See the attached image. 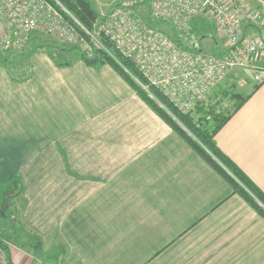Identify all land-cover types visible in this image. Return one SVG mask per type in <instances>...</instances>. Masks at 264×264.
I'll return each mask as SVG.
<instances>
[{
    "label": "crops",
    "instance_id": "0c3cea01",
    "mask_svg": "<svg viewBox=\"0 0 264 264\" xmlns=\"http://www.w3.org/2000/svg\"><path fill=\"white\" fill-rule=\"evenodd\" d=\"M37 54L0 66V184L19 182L0 264H264V218L115 68ZM246 85L214 141L264 191V81Z\"/></svg>",
    "mask_w": 264,
    "mask_h": 264
},
{
    "label": "built area",
    "instance_id": "2783aa9c",
    "mask_svg": "<svg viewBox=\"0 0 264 264\" xmlns=\"http://www.w3.org/2000/svg\"><path fill=\"white\" fill-rule=\"evenodd\" d=\"M112 1L117 2L89 30L76 19L70 22L47 0H0V49H20L40 31L90 56L93 47L105 48L104 38L182 112L192 110L237 69L245 70L253 84L264 81V25L259 22L264 0H150L149 21L135 13L143 0ZM200 13L214 22L217 52L204 50L191 30L192 18ZM150 21L169 23L180 41Z\"/></svg>",
    "mask_w": 264,
    "mask_h": 264
},
{
    "label": "trees",
    "instance_id": "16d2710c",
    "mask_svg": "<svg viewBox=\"0 0 264 264\" xmlns=\"http://www.w3.org/2000/svg\"><path fill=\"white\" fill-rule=\"evenodd\" d=\"M59 10V12L70 22L76 19L81 25L87 29H92L94 22L98 17V13L91 5L89 0H47ZM149 0L143 3L148 4ZM136 8V7H135ZM194 16L190 22L191 30L198 36L199 40L206 36H212L215 39L214 32L206 31L201 19ZM73 18V19H72ZM166 27L171 30V34L166 32L168 29L160 24L159 30L169 33L168 36L180 41L179 33L167 22ZM260 23L264 25L261 20ZM215 28V27H213ZM166 29V30H165ZM168 30V31H170ZM36 32L40 31H34ZM216 32V30H215ZM32 33V34H33ZM42 33V32H41ZM213 33V34H212ZM31 36V35H30ZM217 37V35H216ZM38 38V37H37ZM38 41L34 38L33 41ZM105 48L93 47V53L87 56L81 49L72 44L68 48L69 51L77 54L86 64L99 65L108 63L115 68L118 73L127 81V83L135 90V92L145 101V103L158 114L170 127L176 132L185 143L201 157L217 174H219L232 188L234 193L241 196L260 216L264 218V191L255 186L251 180L241 171L233 161L225 155L215 144L214 135L227 121L229 116L237 110L245 95L235 91V84L228 80L232 74L227 77L225 85L221 87L218 83L212 90L206 94L205 98L198 101L192 110L187 112L180 111L170 100H168L158 89L147 84L142 77L135 64L119 55L111 46V44L101 38ZM213 40V39H212ZM37 43V44H36ZM34 47L44 44L36 42ZM215 44V43H214ZM44 46H50L49 44ZM217 45H214L212 52H217ZM55 59V56L50 54ZM234 81L238 80L233 78ZM261 83V82H260ZM260 83L253 84V88ZM147 85V87H143ZM222 99L234 100L232 108L219 107ZM3 242L0 240V246Z\"/></svg>",
    "mask_w": 264,
    "mask_h": 264
},
{
    "label": "rangeland",
    "instance_id": "374dc122",
    "mask_svg": "<svg viewBox=\"0 0 264 264\" xmlns=\"http://www.w3.org/2000/svg\"><path fill=\"white\" fill-rule=\"evenodd\" d=\"M89 1L98 13L97 19H99L104 13H106L117 2V1L113 2L112 0H89ZM143 2H144V0L142 1L141 5H139L135 8V13L137 15H139L140 17H142L143 20H148V11L150 9V7H149L150 0L148 1V4H145ZM260 14H261V20H262V22H264V5H262V7L260 8ZM197 18L201 19V21L204 25V28L207 29L206 31L214 32V34H216L215 28H213V27H215V25H214V22L210 16H208V15L206 16L204 13H200V14H198ZM150 24L152 26H154L155 28L156 27L159 28V26L161 24L162 27H165L168 29V27H166V23H164L163 21H150ZM168 30H170V29H168ZM168 30L166 32H169L171 34V30L170 31H168ZM169 33H165V34L168 35ZM214 36H215L216 44L218 47L220 45V40L217 39L216 35H214ZM37 37L39 38V40L33 41L34 38L38 39ZM211 39L212 38L209 36L202 38L201 44H202L204 50L210 51V52L213 51L215 44ZM36 42H39V43L44 44V45L49 44L50 46L47 47V46L42 45L39 47H34L33 44H35ZM70 45H72V44H68V43H65L63 41H60L59 39H57L53 36H50V35H47V34L41 33V32H36L35 34L34 33L31 34V36L29 37L27 42L20 49H11V50H6V51L0 49V66H3L4 68H6L10 72H12L13 75H15V76L17 75V77L19 78V76H22V75L25 76V75H28L30 73L31 65H30L29 61H30L31 57H36V55H33V54H37L39 52H44V53H39V54H37L38 56H43V55L46 56V54H48V55L52 54L53 56H55L56 60L59 61V63H65V62H67V60L68 61L74 60L73 58L76 57L75 55H77V54H75L72 51H69L68 48L70 47ZM231 74H232V76H231L232 80L230 78H228V80L231 81L232 83L234 82V84H235L234 90L235 91H238L239 87L242 85L247 84L248 86L246 85V86H244V88L245 87L249 88V86H251V84H253V82L251 81L252 79H250L247 72L243 69H237V70L233 71ZM233 78H237L238 80L234 81ZM224 80H227V77ZM224 80L220 82V83L223 82L221 84V87H223V86L227 87V85H225L226 81H224ZM233 101L234 100L222 99L221 104L219 105L218 108L225 107L226 109L229 108L227 110H230L232 108ZM1 183H5V182H1ZM12 185L13 186L10 189L13 188L12 191L16 192V190L19 186V182L17 181L16 184L14 183ZM6 189H7L6 187H4L2 184H0V205H1V202L4 198H6V197L8 198L7 206L5 207V209L2 212H0V233L4 229V226L7 225V222L4 220L5 219L4 217H7V216L9 217V211H11V208L9 207L11 204L10 200L13 201L12 198H14L13 193L9 196L6 195L7 194ZM14 228H15L14 226L11 227L12 231H14Z\"/></svg>",
    "mask_w": 264,
    "mask_h": 264
},
{
    "label": "water",
    "instance_id": "95a60500",
    "mask_svg": "<svg viewBox=\"0 0 264 264\" xmlns=\"http://www.w3.org/2000/svg\"><path fill=\"white\" fill-rule=\"evenodd\" d=\"M12 193H13L12 190L8 191V192H7V196L11 195ZM7 203H8V198L6 197V198H4V199L2 200V202H1V205H0V212H2V211L5 209V207L7 206Z\"/></svg>",
    "mask_w": 264,
    "mask_h": 264
}]
</instances>
